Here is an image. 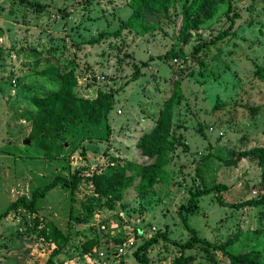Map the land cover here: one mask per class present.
Listing matches in <instances>:
<instances>
[{"label": "rangeland", "instance_id": "374dc122", "mask_svg": "<svg viewBox=\"0 0 264 264\" xmlns=\"http://www.w3.org/2000/svg\"><path fill=\"white\" fill-rule=\"evenodd\" d=\"M180 5L174 0L165 15L142 6L136 15L140 24L128 29L122 24L134 13L129 0H0V213L13 202L28 203L31 193L54 177L68 181L76 171L81 174L73 191L61 182L47 191L35 212L18 203L0 218V264H43L53 248L38 235L45 221L71 235L70 245L55 254L61 264H138L132 252L145 239L162 232L180 243L188 239L177 211L190 193L221 184L222 199L238 203L260 187L255 160L238 155L264 147V82L254 74L260 69L264 75V0H232L238 18L230 34L215 43L210 42L228 25L226 7L218 5L180 44ZM198 43L207 46L193 57L190 51ZM172 53L180 56L171 58ZM47 64L61 72L74 68L79 97L91 99L97 90L113 94L108 133L103 127L67 129L55 160L24 142L31 96L53 87L42 71ZM174 83L179 102L172 116L173 146L152 193L138 197L134 180L123 194L124 207L114 203L110 211L88 200L93 192L86 178L110 159L150 162L135 142L152 129ZM214 194L197 199L194 213L181 212L186 224L211 245L232 240L227 251L251 252L264 264V205L218 206ZM82 204L92 210L82 212ZM74 211L78 216L71 215ZM73 217L83 221L76 224ZM118 236L124 245L115 244ZM90 238L97 244L84 254L81 244ZM118 247L122 253L112 259ZM179 252L187 264H228L212 246L182 251L161 240L145 256L148 264H171Z\"/></svg>", "mask_w": 264, "mask_h": 264}, {"label": "trees", "instance_id": "16d2710c", "mask_svg": "<svg viewBox=\"0 0 264 264\" xmlns=\"http://www.w3.org/2000/svg\"><path fill=\"white\" fill-rule=\"evenodd\" d=\"M179 1H181V23L177 38L180 44H184L188 40L190 33L197 27L199 22L207 20L213 15L218 5H224L226 7L223 16L227 19L228 25L225 30L218 32L210 43H215L228 36L234 20L238 18V14L235 11H231L232 0ZM173 2L174 0H129V4L133 7L134 13L122 24V27L131 29L140 24L141 18L136 15L142 6L151 7L156 13L165 15L169 6L173 5ZM31 6H35L38 9L42 8V6L35 3ZM97 39L91 41L96 42ZM206 46V43L196 44L192 47L190 55L194 57L197 52L205 49ZM170 56L171 58H176V56H180V53H172ZM133 68L134 75L131 77L132 80L137 74V67L133 65ZM42 71L51 76L47 81L53 87L48 92L31 96L30 103L33 110L24 119L29 122V129L25 140L31 142L32 146L39 149L44 159L55 160L59 157L64 149L63 143L59 142V137L67 129L76 131L78 128L103 127L106 133H108V115L113 109V94L111 92L106 93L97 90L91 99L79 97L74 92L76 84L74 68L67 67L64 72H61L58 65L47 64ZM254 74L257 79L264 82V75L260 69H257ZM178 102L179 85L178 83H174L170 94L163 100L160 109L157 111L152 129L147 133L141 134L135 142V146L139 150L140 155L143 158L150 159V162L147 164H137L127 160L119 162L115 161V159H110V162L103 169L92 172L86 178L93 192V197L88 200L94 201L97 204L101 203L102 207L110 211L115 208L114 203H118L121 207H124L122 203L123 194L133 184L134 180H136V183L133 185V189L138 197H147L148 193H152L153 188L160 182V173L166 164V154L173 146L170 137L173 132L172 116L173 109ZM262 134L264 135V127ZM248 156L255 160V165L259 169L260 187L255 189L260 193L257 196H250L248 201L226 203L221 197V192L226 190V187L221 184H216L208 189L202 188L200 191L190 193L185 206H180L177 211L178 216L189 232L188 239L180 243L170 240L164 232L151 236L134 249L132 252L134 260L138 264H148L145 251L158 240H161L182 251L190 250L198 244L208 247L212 246L214 250H218L224 255L228 264H262L258 260L257 255L251 252L231 254L227 251L225 248L232 240L214 246L209 241L197 237L193 229L186 224L185 216L181 213H194L197 207V199L211 192H215L214 199L218 206L239 208L243 205H251L253 207L255 205H264V186H262V183L264 184V147L254 146L246 151H241L238 155L239 159ZM80 170L82 171L83 169ZM76 172L78 175H75ZM76 172L72 174L68 181L59 176L54 177L41 190L32 192L28 203L24 201L11 203L6 210L0 213V218L5 217L9 210L14 208L18 203L26 210L35 212L36 202L42 199L45 193L54 188L58 182H61L62 186L67 187L69 192L73 191L75 185L81 180V174L78 171ZM90 210H92V206H88L87 204L81 205L82 212L89 213ZM71 215L78 216L76 211L72 212ZM73 221L76 224H80L83 220L81 217L79 219L78 217H73ZM38 235L43 241L53 245V249L43 264H61V261L55 258V254L64 250L70 244V236L64 234L52 221H45L40 225ZM114 242L115 244L121 245L120 237L118 236ZM96 244L95 238L87 239L81 244L83 246V253L87 254ZM115 253L113 252V254ZM115 258L117 257H113L112 259ZM187 263V257L183 252H179L171 262V264Z\"/></svg>", "mask_w": 264, "mask_h": 264}, {"label": "built area", "instance_id": "2783aa9c", "mask_svg": "<svg viewBox=\"0 0 264 264\" xmlns=\"http://www.w3.org/2000/svg\"><path fill=\"white\" fill-rule=\"evenodd\" d=\"M173 62H176V59H173ZM103 79V77H96V80H102ZM117 113H119L118 111H117ZM260 192L257 190V189H252L251 191H250V196L251 197H255V196H257L258 194H259ZM100 229H103V227H100ZM128 243V245H130L131 244V241H128L127 242ZM121 245H124V243L123 244H121ZM117 252L115 253V254H112V258L113 257H117L118 255H120L121 253H122V247H118L117 249ZM98 256L99 257H101V256H103V253L102 252H98Z\"/></svg>", "mask_w": 264, "mask_h": 264}, {"label": "crops", "instance_id": "0c3cea01", "mask_svg": "<svg viewBox=\"0 0 264 264\" xmlns=\"http://www.w3.org/2000/svg\"><path fill=\"white\" fill-rule=\"evenodd\" d=\"M69 236H70V238H71V235H69ZM49 245H52V244H49ZM69 245H70V244H69ZM52 246H53V245H52ZM52 249H53V248H52ZM52 249H51V250H52Z\"/></svg>", "mask_w": 264, "mask_h": 264}, {"label": "water", "instance_id": "95a60500", "mask_svg": "<svg viewBox=\"0 0 264 264\" xmlns=\"http://www.w3.org/2000/svg\"><path fill=\"white\" fill-rule=\"evenodd\" d=\"M24 142H28L27 140H25Z\"/></svg>", "mask_w": 264, "mask_h": 264}]
</instances>
